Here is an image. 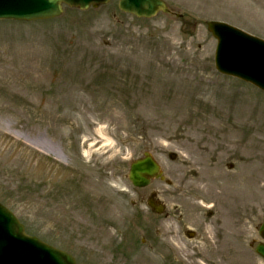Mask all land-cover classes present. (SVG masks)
<instances>
[{"label":"rangeland","instance_id":"1","mask_svg":"<svg viewBox=\"0 0 264 264\" xmlns=\"http://www.w3.org/2000/svg\"><path fill=\"white\" fill-rule=\"evenodd\" d=\"M169 1L0 21V200L79 264H263L264 93L216 70L207 23L264 38V0ZM145 150L171 185H131Z\"/></svg>","mask_w":264,"mask_h":264},{"label":"water","instance_id":"2","mask_svg":"<svg viewBox=\"0 0 264 264\" xmlns=\"http://www.w3.org/2000/svg\"><path fill=\"white\" fill-rule=\"evenodd\" d=\"M107 1L0 0V19L35 20L51 18L62 13V2L85 9L91 4L97 6ZM120 7L124 11L139 17H151L160 8L167 11L161 0H121ZM208 27L219 40L216 52L218 69L223 73L253 82L264 90V42L250 37L225 23L210 22ZM251 42H254L252 46H245ZM159 176L160 167L148 153L144 158L131 164L129 178L136 186H146L151 178ZM1 208L0 229L2 232L0 236L4 237L0 239V257H7L11 264H22L21 257L25 253V246H28V261L24 264H75L74 259L66 253L25 237L23 228L17 219L9 215L3 207ZM258 252L264 256V246H259ZM1 259L6 260L5 258Z\"/></svg>","mask_w":264,"mask_h":264},{"label":"flooded vegetation","instance_id":"3","mask_svg":"<svg viewBox=\"0 0 264 264\" xmlns=\"http://www.w3.org/2000/svg\"><path fill=\"white\" fill-rule=\"evenodd\" d=\"M170 10H177V9H174V8H170ZM262 224V223H261ZM261 224L258 226V228H260L261 227ZM188 233V232H187ZM258 233H259V231H258ZM190 236H193V238H188L189 240H196V239H198L199 238V236H200V234L202 235V232H198V231H196V232H194V233H188ZM201 239H203V237L201 236L200 237ZM219 241V238L217 237V242ZM200 242H202V241H199V243ZM261 242H264V239H260L259 241L256 239V238H254L249 244H250V246H251V249H253L254 248V250H256V246L259 244V243H261ZM263 264H264V261H263Z\"/></svg>","mask_w":264,"mask_h":264}]
</instances>
